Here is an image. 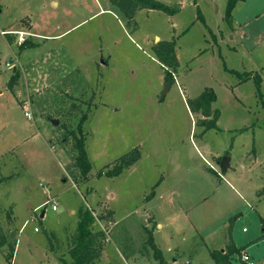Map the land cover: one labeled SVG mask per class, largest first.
Wrapping results in <instances>:
<instances>
[{
	"label": "rangeland",
	"instance_id": "374dc122",
	"mask_svg": "<svg viewBox=\"0 0 264 264\" xmlns=\"http://www.w3.org/2000/svg\"><path fill=\"white\" fill-rule=\"evenodd\" d=\"M159 1L175 13L129 21L111 0H0V264L71 261L85 209L99 264H159V253L218 264L211 252L231 241L264 264V0H240L231 18L228 0ZM160 39L176 41L172 82L152 48ZM207 88L220 116L206 130L193 101ZM83 114L86 179L70 134ZM134 149L133 165L99 175Z\"/></svg>",
	"mask_w": 264,
	"mask_h": 264
},
{
	"label": "trees",
	"instance_id": "16d2710c",
	"mask_svg": "<svg viewBox=\"0 0 264 264\" xmlns=\"http://www.w3.org/2000/svg\"><path fill=\"white\" fill-rule=\"evenodd\" d=\"M240 0H228L226 5V17L231 18L232 12ZM111 2L118 6L129 21H133L137 12L141 9H158L165 11L169 14L175 13V8L170 7L167 4L159 0H111ZM34 46L32 42L24 41L19 45L20 49ZM153 51L156 54L157 59L161 62L165 69L166 82L174 81V74L179 67V60L176 50V41L171 40H159L153 46ZM21 73L14 69L8 81V87L14 89L18 84ZM256 83L261 84V76L257 75ZM217 100V95L213 89L207 88L200 94L194 101L195 110L199 111L203 118L201 124L207 129L217 127V121L220 116V111L217 108H213L212 104ZM89 116L83 114L80 121L77 124L76 132H71L74 138V150L76 152L75 165L79 169L82 178L86 179L91 171L92 165L89 159L86 149L87 132L85 130V121ZM64 126V125H63ZM65 127V126H64ZM228 154V153H227ZM141 157L139 149H134L129 153L121 156L118 162L112 169L100 170L99 175H118L126 167L133 165ZM1 172V167H0ZM7 179L6 177L0 178V181ZM264 193V189L262 190ZM93 212L89 209H85L82 213L81 219L78 224V233L75 236L73 245L69 252L72 260L66 262V264H99L100 256L102 253L103 239L99 233H95L91 230L90 224L94 221ZM7 242L6 236L0 231V247ZM245 247H239L234 242H230L224 252L212 251L211 256L218 264H233V257L236 254H241ZM159 264H166V260L162 253L158 254ZM244 264H249L245 262Z\"/></svg>",
	"mask_w": 264,
	"mask_h": 264
},
{
	"label": "built area",
	"instance_id": "2783aa9c",
	"mask_svg": "<svg viewBox=\"0 0 264 264\" xmlns=\"http://www.w3.org/2000/svg\"><path fill=\"white\" fill-rule=\"evenodd\" d=\"M2 33L6 34V33H11V34H17V38H18V44L20 45L21 43H23L26 39V35L28 32L26 31H23V30H7V31H2ZM9 65V63H8ZM27 116L30 117V113H26ZM50 200H47L43 203L44 204H48ZM52 209L53 210H57L58 209V202L57 201H53L52 202ZM38 228H36L37 230ZM242 259L243 261L245 262H249L250 261V255L246 252V251H243V254H242ZM249 264H252L251 262H249Z\"/></svg>",
	"mask_w": 264,
	"mask_h": 264
},
{
	"label": "water",
	"instance_id": "95a60500",
	"mask_svg": "<svg viewBox=\"0 0 264 264\" xmlns=\"http://www.w3.org/2000/svg\"><path fill=\"white\" fill-rule=\"evenodd\" d=\"M167 86H169V84H167ZM53 122H55L56 124L58 123L57 119H53ZM229 162H230V157L225 155L223 156L221 162H220V167L223 171H226L227 168L229 167ZM42 216H44V212L42 213Z\"/></svg>",
	"mask_w": 264,
	"mask_h": 264
},
{
	"label": "crops",
	"instance_id": "0c3cea01",
	"mask_svg": "<svg viewBox=\"0 0 264 264\" xmlns=\"http://www.w3.org/2000/svg\"><path fill=\"white\" fill-rule=\"evenodd\" d=\"M32 84H33V83H32ZM40 84H41V83H40ZM33 85H34V84H33ZM35 86H36V85H35ZM37 89H38V88H37ZM0 93H1V91H0ZM43 212H44V211H43ZM43 212H42V213H43ZM44 213H45V212H44ZM41 216H42V214H41ZM68 262H69V261H68Z\"/></svg>",
	"mask_w": 264,
	"mask_h": 264
}]
</instances>
